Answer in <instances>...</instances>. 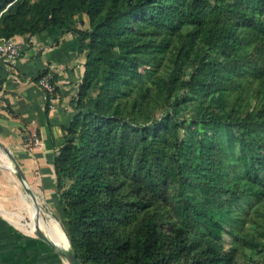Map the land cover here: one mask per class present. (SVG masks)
<instances>
[{"label": "trees", "instance_id": "1", "mask_svg": "<svg viewBox=\"0 0 264 264\" xmlns=\"http://www.w3.org/2000/svg\"><path fill=\"white\" fill-rule=\"evenodd\" d=\"M52 27L84 57L54 158L79 264H264V0H0V40Z\"/></svg>", "mask_w": 264, "mask_h": 264}, {"label": "crops", "instance_id": "2", "mask_svg": "<svg viewBox=\"0 0 264 264\" xmlns=\"http://www.w3.org/2000/svg\"><path fill=\"white\" fill-rule=\"evenodd\" d=\"M81 21L85 18H75L69 27L78 28ZM12 39L20 55L13 61L0 57V264H68L71 248L54 158L75 115L71 100L83 77L84 57L76 35L66 28ZM43 70L55 78L51 106L36 84ZM32 135L36 144L29 141Z\"/></svg>", "mask_w": 264, "mask_h": 264}, {"label": "built area", "instance_id": "3", "mask_svg": "<svg viewBox=\"0 0 264 264\" xmlns=\"http://www.w3.org/2000/svg\"><path fill=\"white\" fill-rule=\"evenodd\" d=\"M19 55V46L14 42L12 38L0 40V57H4L10 61H13ZM53 77V74L50 72H47L45 74L39 73L36 77V84L44 91L49 106L53 104L56 96V84L53 81ZM29 141L34 144L38 142L35 135L29 137Z\"/></svg>", "mask_w": 264, "mask_h": 264}, {"label": "water", "instance_id": "4", "mask_svg": "<svg viewBox=\"0 0 264 264\" xmlns=\"http://www.w3.org/2000/svg\"><path fill=\"white\" fill-rule=\"evenodd\" d=\"M15 165V172L17 174V177L19 178L21 184L23 185V187L25 188L26 192L29 194L31 200L33 203H35V199L34 196L32 195V193L30 192V189L28 188V185L26 183L25 177L22 174L20 168L18 167V165L16 163H14ZM66 261L68 264H79L78 260L76 259L74 254H70L69 256H66Z\"/></svg>", "mask_w": 264, "mask_h": 264}, {"label": "rangeland", "instance_id": "5", "mask_svg": "<svg viewBox=\"0 0 264 264\" xmlns=\"http://www.w3.org/2000/svg\"><path fill=\"white\" fill-rule=\"evenodd\" d=\"M82 55V54H81ZM83 56V55H82ZM230 237H228V236H224V244H225V246L226 247H228L229 246V244H230Z\"/></svg>", "mask_w": 264, "mask_h": 264}]
</instances>
